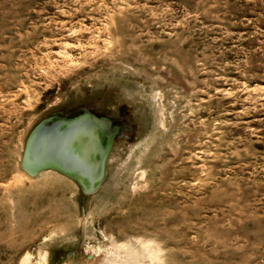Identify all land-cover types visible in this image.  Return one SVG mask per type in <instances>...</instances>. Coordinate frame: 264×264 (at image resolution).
Returning <instances> with one entry per match:
<instances>
[{
	"label": "rangeland",
	"instance_id": "374dc122",
	"mask_svg": "<svg viewBox=\"0 0 264 264\" xmlns=\"http://www.w3.org/2000/svg\"><path fill=\"white\" fill-rule=\"evenodd\" d=\"M84 111L102 186L28 176ZM114 263L264 264V0H0V264Z\"/></svg>",
	"mask_w": 264,
	"mask_h": 264
},
{
	"label": "water",
	"instance_id": "95a60500",
	"mask_svg": "<svg viewBox=\"0 0 264 264\" xmlns=\"http://www.w3.org/2000/svg\"><path fill=\"white\" fill-rule=\"evenodd\" d=\"M119 126L84 111L67 118L53 114L28 134L20 160L30 177L56 171L71 179L86 195L95 193L106 176V163Z\"/></svg>",
	"mask_w": 264,
	"mask_h": 264
},
{
	"label": "flooded vegetation",
	"instance_id": "af4514ba",
	"mask_svg": "<svg viewBox=\"0 0 264 264\" xmlns=\"http://www.w3.org/2000/svg\"><path fill=\"white\" fill-rule=\"evenodd\" d=\"M59 115V114H58ZM102 119H105V118H102ZM110 122H112L113 124L119 126V130H118V133L123 129V124L121 121H111L109 120ZM118 133L115 135L114 139L117 137ZM114 142V141H113Z\"/></svg>",
	"mask_w": 264,
	"mask_h": 264
},
{
	"label": "bare ground",
	"instance_id": "6f19581e",
	"mask_svg": "<svg viewBox=\"0 0 264 264\" xmlns=\"http://www.w3.org/2000/svg\"><path fill=\"white\" fill-rule=\"evenodd\" d=\"M115 264V263H114Z\"/></svg>",
	"mask_w": 264,
	"mask_h": 264
}]
</instances>
